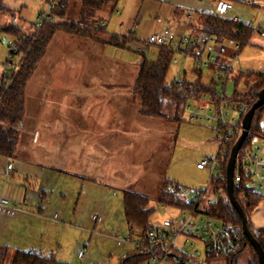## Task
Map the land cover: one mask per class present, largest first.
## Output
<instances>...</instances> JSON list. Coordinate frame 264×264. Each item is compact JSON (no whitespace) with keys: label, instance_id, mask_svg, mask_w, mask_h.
<instances>
[{"label":"rangeland","instance_id":"rangeland-1","mask_svg":"<svg viewBox=\"0 0 264 264\" xmlns=\"http://www.w3.org/2000/svg\"><path fill=\"white\" fill-rule=\"evenodd\" d=\"M9 2L14 7L13 16L17 19L16 22L12 23V16H8L10 23L18 26L25 33L31 31V25L36 22L39 12L45 9L43 0H9ZM63 2L66 4L63 17L67 18L66 20L78 23L83 28L82 35L92 34L98 37L100 41H98L96 47L97 54L92 59L85 61L87 64L85 66L98 69V74L96 77L89 76L88 78H95L98 83L118 85L119 92L117 93L120 98V100H113L109 103H98L97 98L94 102H88L85 107H81L80 112L76 109H70V114L74 115L76 119H83V122L88 117L87 123L80 124V126L91 130L98 127V119H104L109 115L111 117L117 116V118L134 116L135 119L149 117L151 118L150 128L148 129L150 134H142V131L135 127L130 130V135L126 136L125 140L122 141L121 138V141H119L120 146H125V150L121 149L123 150L121 153L125 156H120L119 159L127 158L130 161L125 165L129 172L119 171V173H115L112 180L124 186H113L110 191L109 189H104L103 195H106L109 191L106 195L108 197L105 196L106 198L101 201L100 209L98 207L94 209L98 215H101L106 210L109 213L110 220H106V222H91L89 226L81 225L83 236L78 238L75 237L78 232L76 234L68 227H61L60 224L65 221L63 218L54 224L50 221L45 223L38 222L37 225L32 227L34 250L40 251L47 256L53 255L55 259L64 258L69 264H88L89 261L79 260L72 248L73 245L77 247L82 242H89L88 256H90L92 262L96 261L95 264H118V258L127 249L132 248L130 244H125L122 248L116 245V237L124 238L129 236L125 227L122 208V188L149 197V207L153 208L149 219L153 227L160 228L164 220L175 222L181 210L176 207L161 206L157 202L160 186L166 180L178 183L181 186L180 193L186 200L192 198L195 191L205 189L209 181V169H198L196 164L204 158H212L216 155L219 148V139L214 132L213 121L199 122L195 119H190L187 111L182 113V120L179 122L172 119L146 116L141 112L139 96L135 90L134 81L138 73L140 60L142 57L155 59L157 46L150 45L144 51H137L133 48L121 49L105 46L100 39L107 34L111 35L110 30L115 29V24L118 22L121 23L123 33L133 36L135 41H144L150 34L160 32L165 28L172 29L177 34L189 35L190 33L187 30L183 31L182 29L180 32L174 29L175 24L172 15L174 10L181 8L185 13L190 12V17L186 18L193 21L196 12L211 11L214 6L218 5L219 0H117L116 3L108 4L102 9L95 11L91 18L80 15V0H63ZM227 16L229 17L230 15L227 14ZM64 18L59 17L55 21H63ZM101 22L107 25L102 29H98L96 25L98 26ZM0 34L1 77L6 61L10 59L8 40L12 39L13 36L2 32ZM57 35H59L58 37L64 35L65 37H77L78 34L68 33L60 29L57 30ZM58 37L51 41L48 50L42 54L37 63V68L65 62V60L59 61V58H63L65 49L57 42ZM2 38L5 39L4 42ZM256 38L259 42H262L264 36H260L259 33L251 35L249 41L240 49L236 48L233 43L225 42L224 46L228 54L226 55L227 60L233 62L232 68L236 73H264V46L255 41L254 39ZM81 48L80 53H82ZM77 50L76 47L71 49V45L67 48L68 52ZM235 52L237 54L234 56ZM18 55V57H12V60H20L25 55V52ZM211 77V69L200 67L191 58L175 53L165 79L168 83L174 80L195 81L200 79L202 83L208 84ZM247 86L248 84L241 78L237 89L245 90ZM227 89L226 93L229 95L232 91ZM25 90L27 98L30 97L31 82L27 83V87H24V92ZM197 103L203 104V100ZM188 104L195 106L192 101L188 102ZM210 109L213 113L214 109L212 107ZM37 111L39 112V109ZM31 112L32 108L29 105L23 113L17 148L48 149L46 141H31L29 133L31 128L35 126L31 122ZM234 112H236L235 108L232 109V113ZM52 115H56L55 110H53ZM235 115L237 116V113ZM259 125L264 128V115L259 121ZM133 133H135V137H132ZM23 135L26 137L24 138ZM262 142L263 140L259 139L256 146L261 147ZM263 148L261 150V158L264 155ZM17 156L19 157V154ZM21 156L24 157L23 154ZM42 164L46 165V162L42 161ZM12 177H17V175L14 173ZM64 177L66 176H62L61 180L66 179ZM89 184H87L85 191L91 197H82L78 201L79 193L76 191V195L71 198L70 204L64 207L70 213L74 210L75 217L81 220L86 218L84 213L94 204L93 197L98 198L101 189L98 185H94V189H92ZM58 186L68 188L70 185L68 181H62L59 182ZM208 194L211 195L210 189H208ZM57 206L53 202L51 207L55 209L54 207ZM92 214H94V211H92ZM43 216L47 218L46 215ZM250 221L254 227L264 226V204L259 205L251 213ZM90 234L93 235L91 238H89ZM131 236L133 238L137 237L136 234ZM174 247L184 254L192 256L194 261L205 264V262H202L204 258V242L200 237L180 234L175 240ZM7 261L8 259L6 258L5 262ZM247 261L248 255L244 252L240 256V264H247ZM221 263L222 261H215L211 264ZM150 264L176 263H170L167 259L165 261L151 262Z\"/></svg>","mask_w":264,"mask_h":264},{"label":"crops","instance_id":"crops-1","mask_svg":"<svg viewBox=\"0 0 264 264\" xmlns=\"http://www.w3.org/2000/svg\"><path fill=\"white\" fill-rule=\"evenodd\" d=\"M220 2H229L232 5V9L225 13V17L230 19L236 17L247 19L249 17L252 27L255 28L252 35L259 33L260 36H264V0H221ZM219 3L211 11H216ZM3 4L10 12L0 14V25H9L10 18L8 16L14 17V7L9 0H3ZM227 14L230 16L228 17ZM172 15L175 24L174 29L180 32L182 29L183 31L187 30L191 35H197L187 27L188 18H177L174 12ZM106 25L104 23V26ZM16 27L22 32L18 26ZM110 31L111 35H126L121 30V23L119 22L115 24V29L113 28ZM108 35H105L104 38ZM58 36L57 31H55L47 43L45 51L48 50L51 41ZM257 38L259 39V37ZM257 38L254 40L259 42ZM102 39H100L101 42H103ZM2 40L5 41L3 38ZM98 41V37L92 34H81L77 37H65V35L58 37L57 42L65 49L63 58H59V61L65 60V62L50 64L43 68L36 67L25 84L26 88L27 83L31 82V95L28 97L30 99L27 98L26 90L24 92V111L30 105L32 108L31 122L35 125L29 133L31 141H46L48 149L19 147L16 148L13 156L0 155V196L15 203L17 208L13 216L0 214V252H4V256L0 257L1 264H11L17 250L30 251L35 249L32 227L37 225L38 222L50 221L54 224L63 218L65 221L60 224L61 227H68L76 234L78 232L75 236L77 238L82 237L81 225L89 226L91 222H96L92 219V211L95 214L96 210L94 209L97 207L100 209L101 201L108 197L106 195L113 186L123 185L113 182L112 177L119 171L129 172L125 165L130 161L127 158L119 159L120 156H125L121 153L125 150V146H120L119 141H121V138L122 141L125 140L126 136L130 135V130L135 127L141 130L142 134H150L148 133L151 124V118L149 117L135 119L134 116L117 118V116L111 117L109 115L104 119H98V127L91 130L80 126V124L87 123L88 117L83 122V119H76L74 115L70 114V109H76L80 112L81 107H85L88 102H94L97 98L98 103L120 100L117 93L119 92L118 85L98 83L95 78H88L89 76L96 77L98 74V69L85 66L87 65L85 61L92 59L97 54ZM259 43L264 46V39ZM104 44L105 46L120 48L107 43ZM70 45L71 49L76 47L78 50L68 52L67 48ZM224 45L219 43L222 49L220 59L233 63L227 60L226 55L228 54ZM80 47H82V53H80ZM236 54L235 52L234 56ZM237 74L232 68L226 82L228 91H233L235 87L234 78ZM239 83L240 79L237 86ZM204 104H206L205 101L200 105L204 106ZM37 109H39V112ZM53 110H55V116L52 115ZM235 113L237 112L232 113V116L239 120V114L237 113L236 116ZM262 129L264 130V128ZM35 133L36 136H34ZM132 137H135V133L132 134ZM16 154H19V157ZM21 154L24 157H20ZM9 159L13 160V168L10 170L7 168ZM262 160L264 162V155ZM42 161H45L46 165L42 164ZM14 173L17 177H12ZM62 176H66L64 177L66 179L61 180ZM62 181H68L70 186L68 188L58 186L59 182ZM88 183H90L89 187L92 189H94V185H98L101 189L98 198L93 197L94 204L84 213L86 218L81 220L75 217L74 210L70 213L64 207L70 204L71 198L76 195V191L79 193L78 201L82 197H91L85 191ZM104 189H109L106 195H103ZM124 190L125 188H122V194ZM53 202L58 205L54 207L55 209L51 207ZM261 204H264V202L259 205ZM43 215H46L47 218H44ZM101 216L103 222L110 220L109 213L106 210L102 212ZM125 227L128 235L131 236L126 222ZM92 236L90 234L89 238ZM83 243L77 247L73 245L72 251L76 255V250L79 247L87 246L86 258L82 260L89 261L88 264H95L96 261L92 262L90 256H88L89 242ZM124 245L117 246L122 248ZM131 250H133V247L127 249L124 254ZM6 258L8 259L7 262H5ZM57 260L68 263L64 258H57Z\"/></svg>","mask_w":264,"mask_h":264},{"label":"trees","instance_id":"trees-1","mask_svg":"<svg viewBox=\"0 0 264 264\" xmlns=\"http://www.w3.org/2000/svg\"><path fill=\"white\" fill-rule=\"evenodd\" d=\"M221 1V0H219ZM117 0H80V15L92 17L94 12L102 9L108 4H114ZM66 4L63 0H58L54 9V14L59 18H64ZM10 10L0 0V14H6ZM184 10L176 8L174 15L177 18L184 17ZM189 18V17H188ZM67 19V18H66ZM47 21L35 38L27 39L22 43L21 48L25 55L21 64L14 74V78L7 87L0 89V155L13 156L19 141V128L22 126L24 112V87L31 73L45 51L50 38L57 30H64L68 33L82 34L83 28L76 22L66 20ZM187 27L195 34H208L214 37L217 43L225 42L237 44L240 49L247 43L253 33V27L244 22H237L234 19L219 15L215 11L196 12L195 19L187 23ZM0 32L16 37L20 31L12 23L0 25ZM135 40L133 36L108 35L102 41L104 43L128 49L127 44ZM175 51L167 46H157L155 59L142 57L139 62L138 73L134 81L135 90L138 92L141 112L146 116L172 119L176 122L182 120V113L188 102H199L204 96L213 102L217 99L216 91L218 83L213 79L204 84L200 79L195 81L174 80L168 83L165 79L168 67L173 59ZM229 76L225 78L228 80ZM243 78L248 84L245 90H238L237 83ZM233 91L227 96V100L233 104L235 111L241 105L246 106V111L258 98L259 91L264 88V73H238ZM239 113V126L242 125L244 115ZM264 115V102L255 109L250 128L236 157L235 165L239 166L241 173L240 187L234 188V198L241 207L247 222L248 229L252 232L254 225L250 221V215L255 208L264 202V193L251 186L252 175L249 165L244 163V153H251L254 150L255 139L264 138V130L260 127L259 121ZM240 131L230 140H227L223 149L226 155L220 160L219 175L213 177L205 189L197 191L207 195L208 189L215 199L209 204L203 203L198 206L194 202H189L180 193L181 186L178 183L166 180L159 189L157 202L161 206L176 207L180 210H192L200 207L204 213L216 218L218 221L236 229L234 238L236 244L231 251L224 256H216L212 251L205 248L202 262L211 264L215 261H222L221 264H240V256L246 252L248 255L247 264H258V254L256 248L251 245L241 229V217L229 200L226 191L225 170L230 155L231 148L236 142ZM149 197L132 190H124L122 194L123 213L130 235L136 234L138 237H146L150 230L157 229L150 222V215L153 208L149 207ZM196 209V210H197ZM193 236V235H191ZM258 245L264 250V226L259 236L253 235ZM195 237V236H193ZM161 251V247H160ZM174 252L182 257V264H200L194 261L192 256L184 254L182 251L173 248ZM4 252H0V257ZM148 259V255L133 249L119 258L118 264H143ZM170 263L175 259L168 257ZM1 264V263H0ZM11 264H69L55 259L52 255H45L40 251L17 250Z\"/></svg>","mask_w":264,"mask_h":264},{"label":"built area","instance_id":"built-area-1","mask_svg":"<svg viewBox=\"0 0 264 264\" xmlns=\"http://www.w3.org/2000/svg\"><path fill=\"white\" fill-rule=\"evenodd\" d=\"M43 1L45 3V9L39 12L36 22L32 24L31 31L27 33L20 31L16 37L8 40L10 59L6 61L3 73L1 74L0 89L2 87H7L11 83L14 78V74L17 72L21 64L24 56H22L18 61H13L12 57H18V54L24 53L21 48L22 43H24L27 39L32 41L47 21L58 18L54 14V9L57 6L58 0ZM231 9L232 5L229 2H220L215 12L219 15H224ZM184 17H190V12L185 13ZM234 20L237 22H244L252 27L249 17L247 19L236 17ZM16 21V17H13L12 23ZM103 26V22L98 24V26L96 25L98 29H102ZM253 30H255L254 27ZM150 45L167 46L168 48L173 49L175 53H178L183 57L191 58L200 67L213 70L212 79L218 83L216 91L217 99L213 102L210 98L204 96L202 99L206 103L204 106L198 104L197 102H193L195 103V106L187 104L184 108V110L189 113L190 119H195L199 122L213 121L214 123L213 129L216 137L219 139L218 151L214 157L204 158L196 164L197 168L209 169L210 181L213 177L219 175V158L226 155V152L223 149L225 142L241 131V126H239L238 120L232 116L233 104L227 100L228 94L226 93L227 80H225V78L229 76L232 71V63L225 62L220 59L222 49L220 48L219 43L215 41L214 37L208 34L184 35L177 34L173 30L165 28L160 32L150 34L144 41L133 40L127 44L129 48H133L137 51H144ZM234 45L236 48H239L237 44ZM210 107L214 109L213 113ZM245 111L246 106L244 105L239 106L236 110L238 114L244 113ZM34 136H36V133ZM262 140V146L258 147L256 146L257 139H255L253 152H245L243 158L244 163L249 165V170L251 171V186L264 193V162L261 158V150L264 147V138H262ZM12 166L13 160L9 159L7 168L10 170L13 168ZM240 184V168L235 165L233 174V189L239 188ZM214 199L215 195H207L203 192L195 191L193 197L188 200L189 202H194L196 205L200 206L203 203L209 205ZM200 207H198V209L195 208L187 211L181 210L175 222L164 220L160 228L150 230L146 237H116V244H130L133 249L148 255V259L143 264L167 260L169 253H171V249L175 248V240L180 234L200 237L205 243V248L212 251L216 256L227 255L236 244L234 238L236 229L218 221L210 215H207ZM16 211L17 208L15 203L10 202L9 199L3 196H0V214L13 216ZM92 219L94 221H101L102 216L95 213L92 215ZM261 232L262 227H253V235L259 236ZM76 255L78 259H85L87 255V246L79 247L76 250ZM174 263L182 264V260H175Z\"/></svg>","mask_w":264,"mask_h":264},{"label":"water","instance_id":"water-1","mask_svg":"<svg viewBox=\"0 0 264 264\" xmlns=\"http://www.w3.org/2000/svg\"><path fill=\"white\" fill-rule=\"evenodd\" d=\"M264 102V88H262L258 93L257 100L253 103V105L246 111L243 122L241 125V131L240 134L236 140V142L233 144L230 155L228 158V162L226 165L225 170V177H226V191L229 197V200L231 201L232 205L235 207L236 211L241 217V229L244 236L247 237L249 242L253 247L256 248L257 254H258V264H264V250L258 245L255 237L253 236L252 232L248 229L246 219L244 217L243 211L237 201L234 198V189H233V174H234V167H235V161L238 154V151L245 139V137L248 134L251 119L253 116V113L257 107H259ZM169 256L173 257L175 260H182V257L174 252L169 253Z\"/></svg>","mask_w":264,"mask_h":264}]
</instances>
